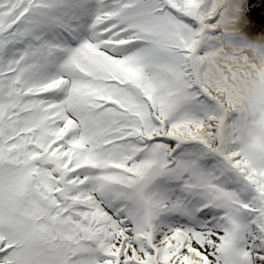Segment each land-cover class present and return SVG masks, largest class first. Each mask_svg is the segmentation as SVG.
I'll list each match as a JSON object with an SVG mask.
<instances>
[{
    "label": "snow or ice",
    "instance_id": "1",
    "mask_svg": "<svg viewBox=\"0 0 264 264\" xmlns=\"http://www.w3.org/2000/svg\"><path fill=\"white\" fill-rule=\"evenodd\" d=\"M261 12L0 0V264H264Z\"/></svg>",
    "mask_w": 264,
    "mask_h": 264
},
{
    "label": "bare ground",
    "instance_id": "2",
    "mask_svg": "<svg viewBox=\"0 0 264 264\" xmlns=\"http://www.w3.org/2000/svg\"><path fill=\"white\" fill-rule=\"evenodd\" d=\"M261 0H249L250 5L252 6L253 9H259L261 7V5H264V1L261 3ZM261 18H264V12L260 13Z\"/></svg>",
    "mask_w": 264,
    "mask_h": 264
},
{
    "label": "rangeland",
    "instance_id": "3",
    "mask_svg": "<svg viewBox=\"0 0 264 264\" xmlns=\"http://www.w3.org/2000/svg\"><path fill=\"white\" fill-rule=\"evenodd\" d=\"M263 1H264V0H261V1H260V5H261V3H262ZM245 2L249 4V0H245ZM249 6H250V4H249ZM250 7H251V6H250Z\"/></svg>",
    "mask_w": 264,
    "mask_h": 264
}]
</instances>
